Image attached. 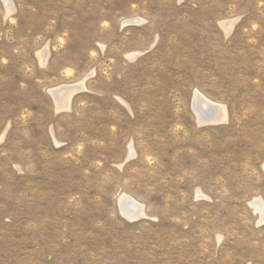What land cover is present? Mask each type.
I'll list each match as a JSON object with an SVG mask.
<instances>
[{
    "label": "rangeland",
    "instance_id": "1",
    "mask_svg": "<svg viewBox=\"0 0 264 264\" xmlns=\"http://www.w3.org/2000/svg\"><path fill=\"white\" fill-rule=\"evenodd\" d=\"M0 264H264V0H0Z\"/></svg>",
    "mask_w": 264,
    "mask_h": 264
},
{
    "label": "bare ground",
    "instance_id": "2",
    "mask_svg": "<svg viewBox=\"0 0 264 264\" xmlns=\"http://www.w3.org/2000/svg\"><path fill=\"white\" fill-rule=\"evenodd\" d=\"M7 1V0H6ZM10 1V0H9ZM79 85V84H78ZM82 86V85H81ZM80 86V87H81ZM59 87V86H58ZM76 87V86H75ZM75 87H73V88H75ZM70 88V87H69ZM77 88H79V87H77ZM83 88V87H82ZM81 88V89H82ZM76 89V88H75ZM80 89V88H79ZM78 89V90H79ZM56 90V89H55ZM57 90H60V95L62 94V96H60L61 97V100H62V103L64 104H66V100L68 101V98H70V95H73L72 93V91L69 93V92H65V87H63V88H57ZM53 91V90H52ZM66 91H67V89H66ZM59 96V95H58ZM202 96V95H201ZM52 97H54V96H52ZM194 97H195V95H194ZM57 99H58V97H57ZM56 99V100H57ZM194 99V98H193ZM70 100V99H69ZM197 101H198V103H199V110L202 112V111H204V114L203 115H200L199 117H204L203 119L204 120H206V119H211V118H214V117H218L217 115H216V112H211L212 111V108H211V111H210V107H212L213 106V104H210V102L209 101H207L206 99H203L202 97H198V99H197ZM56 102H58V101H56ZM56 102H55V104H56ZM68 103V102H67ZM212 103V102H211ZM62 105V104H61ZM215 105V104H214ZM62 106H64V105H62ZM216 106V105H215ZM219 108V107H218ZM214 109H215V107H214ZM210 111V112H209ZM220 111V110H219ZM222 111V110H221ZM201 112H199V113H201ZM208 112L210 113V114H208ZM218 113V112H217ZM222 113V112H221ZM202 114V113H201ZM221 115V114H220ZM122 199V198H121ZM125 200H127V202L129 201L130 203H129V207L130 208H132V209H136V210H140L141 211V207L140 208H138V207H136V203L135 202H133V200H129V198H127L126 197V199ZM124 200V201H125ZM258 202V201H257ZM122 203H123V201H121L120 202V207H121V210L123 211V213H126L128 210L127 209H130V208H128V206L127 205H125V206H123L122 205ZM135 203V204H134ZM138 208V209H137ZM136 212V211H135ZM142 212V211H141ZM127 213H129V211L127 212ZM143 213V212H142ZM136 215H135V218L138 216L137 214H140V213H138V212H136L135 213ZM127 217V216H126ZM131 217V216H130ZM132 217H134V216H132ZM135 218H133V219H135Z\"/></svg>",
    "mask_w": 264,
    "mask_h": 264
},
{
    "label": "water",
    "instance_id": "3",
    "mask_svg": "<svg viewBox=\"0 0 264 264\" xmlns=\"http://www.w3.org/2000/svg\"><path fill=\"white\" fill-rule=\"evenodd\" d=\"M59 94H60V90H55V91L52 92V95H53L54 97H57V95H59ZM214 119H217V118L214 117L212 120L207 119V120H205V121H206V122H213V121H217V120H218V119H217V120H214ZM129 200H130V199H129ZM130 201H131V200H130ZM133 202H134V201H133ZM129 203H130L129 201L127 202V200H125V201L123 200L122 205H123V206L127 205L128 208H129ZM135 203H136V202H135ZM135 203H134V204H135ZM136 207H137V205H136Z\"/></svg>",
    "mask_w": 264,
    "mask_h": 264
}]
</instances>
